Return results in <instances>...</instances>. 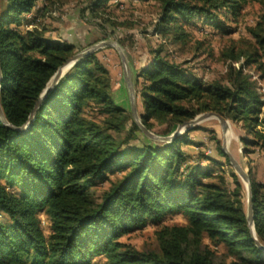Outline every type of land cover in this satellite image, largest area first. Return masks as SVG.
I'll return each instance as SVG.
<instances>
[{"label": "trees", "instance_id": "trees-1", "mask_svg": "<svg viewBox=\"0 0 264 264\" xmlns=\"http://www.w3.org/2000/svg\"><path fill=\"white\" fill-rule=\"evenodd\" d=\"M37 1L0 0V111L8 124L0 120V264H90L93 258H104V264H264L236 175L229 173L232 188L227 189L222 173L217 176L210 166L221 169L220 162L181 150L193 145L186 135L162 146L141 142L147 137L116 104L110 74L94 53L78 59L39 102L53 75L77 51L37 28H17ZM105 1L91 0L89 14L100 19L97 11ZM156 1L155 33H170L172 42H184L183 25L195 19L221 29L220 12L234 21L245 4ZM247 32L252 43L222 52L240 65H228L220 80H199L183 64L154 53L131 77L140 124L149 132L164 126L158 134L166 136L200 114L213 113L239 125L245 153L250 147L264 151V100L244 73L250 65L264 72L259 61L264 15ZM86 110H96L99 119ZM210 139L229 165L218 139ZM113 171L119 177L97 197L95 187ZM248 179L254 237L264 247V185ZM39 214L48 224L46 236ZM173 214L183 223L156 228L154 248L119 242L131 230ZM217 246L224 253L212 249Z\"/></svg>", "mask_w": 264, "mask_h": 264}, {"label": "rangeland", "instance_id": "rangeland-1", "mask_svg": "<svg viewBox=\"0 0 264 264\" xmlns=\"http://www.w3.org/2000/svg\"><path fill=\"white\" fill-rule=\"evenodd\" d=\"M90 3L91 0H38L33 10L22 16L17 28L22 31L32 28L42 30L47 37L57 41L62 39L73 44L77 54L101 42H114L124 55L131 77L135 70L148 66L154 53L158 52L159 56L166 60L183 64L185 69L192 72L199 80L209 82L224 77L228 65H240V63H233L225 58L222 52L232 45L244 48L247 42L252 43L247 28L254 26L264 15V0H245V4L241 6L240 13L234 21H229L231 17L228 13L220 12V19L225 21L221 29L213 30L205 27L202 24V18L195 19L183 25V31L186 34L185 41L172 42L170 33L164 36L155 33L156 22L160 14V5L156 0H106L97 11L100 12V19L89 14L87 6ZM103 19L108 22H102ZM93 53L110 74L116 104L130 115L118 53L112 48H102ZM259 61L264 68V57H261ZM244 73L255 82L257 92L264 100V72L258 71L255 65H250L244 68ZM137 103L138 115L141 106L139 102ZM85 113L95 120L99 119L96 110H86ZM262 113H264V106ZM226 121L228 126L226 125L224 133L216 118L203 120L192 129L182 131L179 136L186 135L193 145L181 146V150L189 155L200 152L220 162L221 169L217 166H210L217 176L222 173L228 183L226 184L227 189L231 190L229 173H234V170L230 164L224 165V159L216 154L214 141L210 139L215 136L221 148L224 140L225 151L247 177L251 176L255 182L264 185V151L250 147L248 153H245L241 142L243 138H246L245 133L239 125L229 120ZM164 128V126L155 125L150 133L157 137H167L171 133L166 136L158 134ZM139 140L156 146L169 144L159 139L151 140L140 137ZM200 163L202 166H209L207 162L200 161ZM106 176L107 181L97 185L94 189L97 197L106 189L108 181L119 177V173L113 171L107 173ZM236 177L240 183L242 207L246 212L247 187L239 176L236 175ZM39 218L40 227L46 236L49 232L48 224L42 214H39ZM182 223L181 217L173 214L165 217L161 223L147 222L143 227L131 230L120 237L119 242L130 244L139 250L154 248L153 231L156 228L161 224ZM204 242L209 244L207 240ZM212 249L218 254L224 253L222 247L217 246ZM90 264H104V258H93Z\"/></svg>", "mask_w": 264, "mask_h": 264}, {"label": "water", "instance_id": "water-1", "mask_svg": "<svg viewBox=\"0 0 264 264\" xmlns=\"http://www.w3.org/2000/svg\"><path fill=\"white\" fill-rule=\"evenodd\" d=\"M102 48H112L114 50H116V52L118 53V56L120 58V62L122 65V79H123V83L126 89V94H127V99H128V103H129V110H130V115L132 120L137 124V126L139 127V129L141 130V132L148 138L151 140H162V141H167V142H171L173 139H175L176 137H178L180 135V133L182 131L186 132L189 129H192V127H194L195 125L199 124L200 122H202L203 120L209 119V118H216L220 124V128L222 130V132L224 133L226 125H227V121L225 119H223L222 117L213 114V113H205V114H201L196 116L193 120L185 122L183 124L178 125L175 130L167 137H157L152 135L149 131H147L141 124L136 112V97H135V91H134V86L132 83V78L128 69V65L125 61L124 55L122 54V52L120 51V48L111 41H106V42H101L99 44H96L90 48H88L86 51H84L83 53H79L74 55L70 60L67 61V63L63 66H61L56 73L53 75V77L51 78L50 82L48 83L46 89L44 90L42 96L39 99V102L43 99V97H45L46 94H48V92L50 91V89L56 84V82L60 79V77L81 57L86 56L90 53H93L99 49ZM0 78H1V70H0ZM0 120L2 123L7 124L2 112L0 111ZM17 131H22V128H18L16 129ZM222 152L228 157L229 160V164L231 166V168L234 170V173L239 176L242 177L243 182L246 184L247 187V211H246V220H247V224L250 228V232L253 235V239L255 240L256 246L264 251V247L256 240V238L254 237V230H253V226H252V202H251V190H250V183H249V179L247 177V175L243 172V170L239 167L238 164H236V162L230 157V155L225 151V145H224V140L222 142Z\"/></svg>", "mask_w": 264, "mask_h": 264}, {"label": "bare ground", "instance_id": "bare-ground-1", "mask_svg": "<svg viewBox=\"0 0 264 264\" xmlns=\"http://www.w3.org/2000/svg\"><path fill=\"white\" fill-rule=\"evenodd\" d=\"M228 126V125H227ZM237 164V163H236ZM242 179V177H240Z\"/></svg>", "mask_w": 264, "mask_h": 264}]
</instances>
